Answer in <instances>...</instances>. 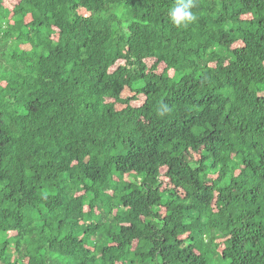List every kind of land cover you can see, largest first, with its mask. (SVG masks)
I'll return each mask as SVG.
<instances>
[{"label": "trees", "instance_id": "obj_1", "mask_svg": "<svg viewBox=\"0 0 264 264\" xmlns=\"http://www.w3.org/2000/svg\"><path fill=\"white\" fill-rule=\"evenodd\" d=\"M177 2L0 0V264H264V0Z\"/></svg>", "mask_w": 264, "mask_h": 264}, {"label": "clouds", "instance_id": "obj_2", "mask_svg": "<svg viewBox=\"0 0 264 264\" xmlns=\"http://www.w3.org/2000/svg\"><path fill=\"white\" fill-rule=\"evenodd\" d=\"M192 7V0H178L177 5L169 13L172 22L180 25L194 20L195 16L190 11Z\"/></svg>", "mask_w": 264, "mask_h": 264}, {"label": "rangeland", "instance_id": "obj_3", "mask_svg": "<svg viewBox=\"0 0 264 264\" xmlns=\"http://www.w3.org/2000/svg\"><path fill=\"white\" fill-rule=\"evenodd\" d=\"M17 0H3V3L4 4H6V5H8L9 7H11L12 5H14L15 4V2H16ZM5 5V6H6ZM7 7V6H6ZM2 61V64L4 65H6L5 67L6 68H8L9 67V63L6 61V60H1ZM135 103V102H134ZM136 103H138V102H136ZM198 157V155L195 153V152H190V153H188V155H187V158H197Z\"/></svg>", "mask_w": 264, "mask_h": 264}]
</instances>
